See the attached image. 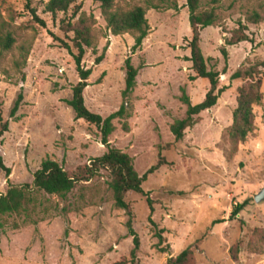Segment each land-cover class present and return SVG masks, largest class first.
Returning <instances> with one entry per match:
<instances>
[{
	"label": "rangeland",
	"instance_id": "1",
	"mask_svg": "<svg viewBox=\"0 0 264 264\" xmlns=\"http://www.w3.org/2000/svg\"><path fill=\"white\" fill-rule=\"evenodd\" d=\"M144 1L116 0L122 7ZM207 1H201L202 9ZM47 2L3 0L4 16L15 18L16 44L11 52L0 53V110L9 122L0 155L11 170L8 179L0 172V194L10 186L32 185L34 173L46 159L75 174L106 152L96 127L76 121L66 103L79 78L72 57L52 35L66 41L60 21L71 13L43 14ZM79 2L81 11L94 19L95 29L105 34L100 5L95 0ZM32 9L45 26L34 20ZM253 10L263 17L257 25L245 19ZM216 12L218 21L202 31L200 46L208 70L220 74L219 88L226 90L179 142L174 141L170 126L185 117L183 91L197 105L209 90L206 80H189L194 73L186 61L191 30L185 0H177L175 10L147 13L151 31L134 55L129 35H109L98 40L97 55L108 46L100 65H93L90 50L83 59L84 68L92 69L85 105L106 118L122 104L124 65L131 58L139 71L128 103L130 118L113 122L110 146L133 160L139 176L156 165L160 156L166 162L142 185L152 211L146 197L130 192L125 199L139 240L135 264H166L188 248L195 264H264V201H254L264 189V100L253 107L254 131L244 143L234 145L227 135L238 89L252 83L232 81L231 75L264 62V0H223ZM239 22L252 42L228 46L226 41ZM21 46L31 51L19 71L14 62ZM258 72L254 81H260L264 94V68ZM20 92L24 101L14 122L10 112ZM168 144L169 150L162 149ZM109 182L108 174L101 171L90 181L76 184L64 199L34 190L37 205L30 206L27 214L0 217V264H132L129 217L115 207ZM240 205L242 211L230 218Z\"/></svg>",
	"mask_w": 264,
	"mask_h": 264
},
{
	"label": "trees",
	"instance_id": "2",
	"mask_svg": "<svg viewBox=\"0 0 264 264\" xmlns=\"http://www.w3.org/2000/svg\"><path fill=\"white\" fill-rule=\"evenodd\" d=\"M185 1L191 30V39L188 42L189 57L186 61L191 64V71L194 73V76H190L189 80H206L209 83V90L204 100L197 105H192L183 91L180 100L186 106L185 117L181 120H175L170 126V132L175 142L181 141L185 131L198 124L199 115L202 112L211 110L216 106L220 95L226 90L225 88H219L220 74L208 70L207 61L202 54L200 46L201 33L206 28L216 25L218 21L216 11L223 0H208L204 9H202V0ZM95 2L100 5L101 15L106 23L105 34L98 32L94 27V19L91 16H86L81 11L82 6L79 0H48L43 5L42 13L52 17H56L58 14L67 16L69 12L71 13L68 19L65 18L60 21V31L64 34L68 43L52 35L53 40L59 43L72 57L75 71L79 78V82L72 87V98L66 103L72 109L76 121L82 120L96 127L100 134V143L106 148V152L102 156L92 159L89 166H85L75 174L67 173L55 161L50 159L44 160L40 168L34 173L32 185L10 186L5 194H0V217L12 214H27L30 206L37 205V198L33 194L34 190L64 199L74 189L76 184L88 182L101 171H104L110 177L108 186L115 207L124 210L129 217L126 225L130 235L133 237L134 249L131 252V263L135 264L139 240L132 229V213L125 199L130 192L146 197L150 211H152L151 201L143 191L142 185L148 176L158 171L166 162L160 156L156 165L152 166L143 176H139L134 170L133 160L127 154L110 146L109 137L115 131L113 122L115 120H127L130 118L128 103L136 88V78L139 71L133 67L131 58L128 57L124 65L125 87L121 94L122 104L118 111L106 118L92 113L85 105L84 91L89 86L88 80L92 74V69L84 68L83 59L87 51L90 50L95 56L93 65H100L105 59L108 46L103 48L100 55H97L98 40L100 37L107 38L109 35L114 37L129 35L134 41L131 48V55H134L141 49L144 40L149 36L151 31L146 18L147 13L150 10H175L177 9V0H145L143 4L127 7L119 6L116 0H95ZM31 14L38 24L45 26L44 22L37 17L34 9L31 10ZM75 19L76 21L73 22ZM245 19L253 25H257L263 21V17L254 10L247 12ZM14 20L15 18L12 14L7 17L4 16L3 0H0V53L11 52L16 44ZM245 32L246 27L239 22L238 29L232 32V36L226 41V44L234 46L244 42L251 43L252 40ZM70 34L72 37L69 36ZM30 51V48L24 46L19 48V59L14 62L17 70L21 71L25 67ZM221 52L227 58L226 50L222 49ZM260 67L264 68V62L249 68H240L231 75L230 79L232 81H252L248 86L238 89L237 107L232 115V125L227 129L228 139L234 145L244 143L254 131L253 107L260 105L264 100L260 81H254ZM223 72L226 73V68H224ZM23 101L24 96L20 92L10 112V118L14 122L19 120L17 113ZM123 130L128 131L126 123L123 124ZM8 131L9 122L3 120L0 110V141H2L3 136ZM170 148L171 144H168L162 149L169 150ZM0 172L5 174L6 179L11 175V170L6 167L1 155ZM243 207V205L236 206L231 212L230 218L237 216ZM166 264H195L193 262V253L189 248L185 249L177 256L170 257Z\"/></svg>",
	"mask_w": 264,
	"mask_h": 264
},
{
	"label": "water",
	"instance_id": "3",
	"mask_svg": "<svg viewBox=\"0 0 264 264\" xmlns=\"http://www.w3.org/2000/svg\"><path fill=\"white\" fill-rule=\"evenodd\" d=\"M208 111H210V110H208ZM254 201L257 204L260 203V202H262V201H264V189L261 190V192L254 197Z\"/></svg>",
	"mask_w": 264,
	"mask_h": 264
}]
</instances>
